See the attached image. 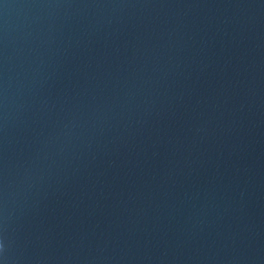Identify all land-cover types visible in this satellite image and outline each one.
<instances>
[{
    "label": "water",
    "instance_id": "water-1",
    "mask_svg": "<svg viewBox=\"0 0 264 264\" xmlns=\"http://www.w3.org/2000/svg\"><path fill=\"white\" fill-rule=\"evenodd\" d=\"M0 264H264V0H0Z\"/></svg>",
    "mask_w": 264,
    "mask_h": 264
}]
</instances>
